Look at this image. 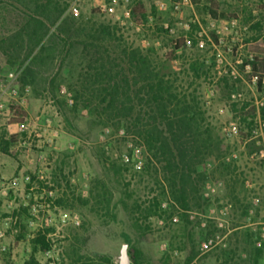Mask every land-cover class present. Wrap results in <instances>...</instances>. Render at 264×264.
<instances>
[{"label": "rangeland", "instance_id": "1", "mask_svg": "<svg viewBox=\"0 0 264 264\" xmlns=\"http://www.w3.org/2000/svg\"><path fill=\"white\" fill-rule=\"evenodd\" d=\"M74 1L60 3L78 32L106 28L149 56L178 93L196 98L226 151L200 167L207 176L206 206L174 209L146 172L143 148L122 139L121 131L96 125L87 110L71 112L68 88L87 64L81 45L54 67L63 108L44 93L17 86L18 67L0 54V264H104L101 258L119 264L122 232L131 239L128 254L138 248L146 264H185L194 250L198 256L190 264H264L257 225L264 220V88L252 81L264 78V54L248 52L264 48V0H138L145 20L132 17L124 26L100 14L92 1ZM24 19L9 4L0 5V36ZM183 39L186 47L175 51ZM195 62L202 66L198 76L190 69ZM6 146L10 156L2 151ZM123 156L134 161L127 165ZM101 184L112 195L109 210L97 202ZM37 239L48 248L32 243ZM208 240L215 245L203 253Z\"/></svg>", "mask_w": 264, "mask_h": 264}, {"label": "trees", "instance_id": "2", "mask_svg": "<svg viewBox=\"0 0 264 264\" xmlns=\"http://www.w3.org/2000/svg\"><path fill=\"white\" fill-rule=\"evenodd\" d=\"M2 4H9L25 16L15 30L0 36V54L8 66L18 67L17 86L31 88L37 95L44 93L63 108L66 102L56 100L54 67L73 45H81L87 64L68 88L71 112L87 110L96 125L121 131L122 139L143 148L145 170L161 187L162 196L168 198L172 208L187 212L206 206L202 190L207 176L200 167L222 157L226 147L205 124L196 98L178 93L168 75L157 69L149 56L138 48L123 45L122 37L116 32L106 28L85 35L78 32L74 18L65 15L67 5L63 6L60 0H0ZM136 6L132 16L137 22L145 20L144 6ZM54 27L56 32L51 35ZM183 47H186L184 39L177 40L175 51ZM248 52L263 55L264 48H248ZM176 59L174 52L168 62ZM190 66L195 76L202 71L199 62ZM252 69L257 71L255 63ZM261 81H258L259 87ZM12 110L20 111L16 107ZM64 118L70 123L66 113ZM2 151L10 156L7 146ZM104 157L102 154L101 158ZM101 185L103 189L97 202H104L109 210L112 195ZM77 201L83 206L89 205L88 200L77 198ZM159 201L154 198L152 206L154 213L161 217ZM121 236L131 245L126 233L122 232ZM43 241L37 239L32 243L47 249L48 244ZM197 256L198 252L192 251L185 264ZM129 257L131 264L147 261L142 251L134 247ZM169 257L168 254L166 259ZM101 259L104 264H111L109 258ZM230 263L231 260L225 262Z\"/></svg>", "mask_w": 264, "mask_h": 264}, {"label": "built area", "instance_id": "3", "mask_svg": "<svg viewBox=\"0 0 264 264\" xmlns=\"http://www.w3.org/2000/svg\"><path fill=\"white\" fill-rule=\"evenodd\" d=\"M79 0H75L73 2V6L78 2ZM94 3L95 8L100 12V14L112 17L114 20H116L118 23H120L122 26L126 25L127 22L131 21L132 19V12L136 4L138 3V0H90ZM253 83H255L258 86L259 78L258 76L253 77L252 79ZM261 86L264 88V78L261 81ZM9 87V86H7ZM5 90V89H4ZM13 94H16V90H11ZM261 107H264V97L261 99V102L259 103ZM2 105H0L1 107ZM261 158L264 159V150L261 152ZM134 161V158L129 156H123V162L125 164H130ZM142 162L138 160L137 162V168H141ZM1 184V183H0ZM228 212L226 209L222 211V215H227ZM175 221L176 218L174 219ZM257 225L260 227V238H261V245H264V220L261 222H258ZM223 226V224H221ZM214 241L208 240L201 246V251L203 253H206L210 251L214 247Z\"/></svg>", "mask_w": 264, "mask_h": 264}, {"label": "water", "instance_id": "4", "mask_svg": "<svg viewBox=\"0 0 264 264\" xmlns=\"http://www.w3.org/2000/svg\"><path fill=\"white\" fill-rule=\"evenodd\" d=\"M128 246L129 244L127 242L122 246L118 257L119 264H131V259L127 251Z\"/></svg>", "mask_w": 264, "mask_h": 264}]
</instances>
